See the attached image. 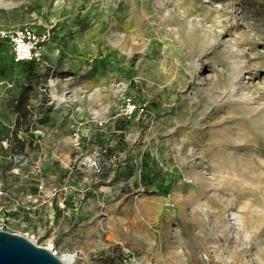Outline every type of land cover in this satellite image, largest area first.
<instances>
[{
  "label": "rangeland",
  "instance_id": "obj_1",
  "mask_svg": "<svg viewBox=\"0 0 264 264\" xmlns=\"http://www.w3.org/2000/svg\"><path fill=\"white\" fill-rule=\"evenodd\" d=\"M24 27L50 67L0 45V230L75 264H264V0H0Z\"/></svg>",
  "mask_w": 264,
  "mask_h": 264
},
{
  "label": "built area",
  "instance_id": "obj_2",
  "mask_svg": "<svg viewBox=\"0 0 264 264\" xmlns=\"http://www.w3.org/2000/svg\"><path fill=\"white\" fill-rule=\"evenodd\" d=\"M49 39V33H40L30 27L0 30V40L6 41L9 44L16 62H34L36 65L42 67H50L44 53V45ZM127 107L131 113L145 114L147 111L145 106L141 104L137 105L131 99H128ZM48 249L57 255L54 245ZM124 251L130 253V250L125 248ZM132 261L135 264H152L139 258H134Z\"/></svg>",
  "mask_w": 264,
  "mask_h": 264
},
{
  "label": "water",
  "instance_id": "obj_3",
  "mask_svg": "<svg viewBox=\"0 0 264 264\" xmlns=\"http://www.w3.org/2000/svg\"><path fill=\"white\" fill-rule=\"evenodd\" d=\"M0 264H65L60 256L18 233L0 230Z\"/></svg>",
  "mask_w": 264,
  "mask_h": 264
},
{
  "label": "bare ground",
  "instance_id": "obj_4",
  "mask_svg": "<svg viewBox=\"0 0 264 264\" xmlns=\"http://www.w3.org/2000/svg\"><path fill=\"white\" fill-rule=\"evenodd\" d=\"M4 6H9V2H2L1 3ZM60 258L64 261L65 264H75L76 261V255L73 253H68L64 256H60Z\"/></svg>",
  "mask_w": 264,
  "mask_h": 264
},
{
  "label": "trees",
  "instance_id": "obj_5",
  "mask_svg": "<svg viewBox=\"0 0 264 264\" xmlns=\"http://www.w3.org/2000/svg\"><path fill=\"white\" fill-rule=\"evenodd\" d=\"M0 45H1V47H3V48H5V47H10L9 46V44L6 42V41H2V40H0ZM11 48V47H10ZM15 60V59H14ZM16 62V61H15ZM17 63H26V64H28L29 65V68H31L32 70L36 67V66H38V65H36L34 62H17Z\"/></svg>",
  "mask_w": 264,
  "mask_h": 264
}]
</instances>
